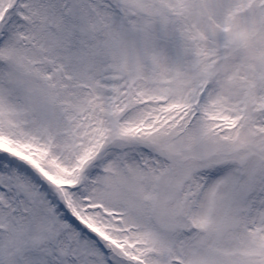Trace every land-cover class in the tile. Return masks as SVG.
Returning a JSON list of instances; mask_svg holds the SVG:
<instances>
[{
  "label": "snow or ice",
  "instance_id": "6c2138e0",
  "mask_svg": "<svg viewBox=\"0 0 264 264\" xmlns=\"http://www.w3.org/2000/svg\"><path fill=\"white\" fill-rule=\"evenodd\" d=\"M0 264H264V0H0Z\"/></svg>",
  "mask_w": 264,
  "mask_h": 264
}]
</instances>
